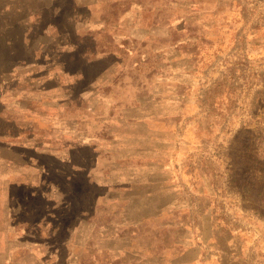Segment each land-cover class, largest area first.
Listing matches in <instances>:
<instances>
[{"label": "rangeland", "instance_id": "obj_1", "mask_svg": "<svg viewBox=\"0 0 264 264\" xmlns=\"http://www.w3.org/2000/svg\"><path fill=\"white\" fill-rule=\"evenodd\" d=\"M0 264H264V0H0Z\"/></svg>", "mask_w": 264, "mask_h": 264}]
</instances>
